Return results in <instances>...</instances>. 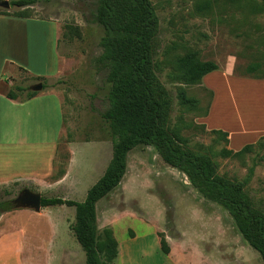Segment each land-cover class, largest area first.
<instances>
[{
	"label": "rangeland",
	"instance_id": "obj_1",
	"mask_svg": "<svg viewBox=\"0 0 264 264\" xmlns=\"http://www.w3.org/2000/svg\"><path fill=\"white\" fill-rule=\"evenodd\" d=\"M95 2L37 0L31 6L8 9L38 22L4 24L2 57L28 71H47L53 76L32 77L11 67L3 76L11 82L10 88L19 86L26 90L39 82L46 87L36 92L44 94L39 101L14 108L9 117H3L5 130L15 129L20 132L19 138L31 141L32 146L25 144L28 151L24 169H35L33 172L40 177L35 183L0 186V202H10L24 188L47 198L82 202L110 163L113 138L101 117L107 106L108 68L99 46L103 32L91 16ZM149 2L158 20L150 44L155 75L153 94L163 108L164 128L175 135V145L209 156L220 176L230 182H244L243 194L251 209L264 214V147L254 148L240 159L219 154L222 149L238 150L240 140L255 137L254 131L242 134L240 128L257 124L261 98L248 87L249 81H235L229 76L264 77V3L260 0ZM190 51L197 52L201 61L217 64L216 71L220 73L206 80L220 81L215 86L216 93L203 79L196 85L180 81L176 60ZM254 63L258 64L257 70L247 74L246 67ZM182 89L196 101L195 106L180 103ZM214 95V122L227 126L229 133H233L231 137L212 132L221 130L209 121ZM18 98L25 100V92ZM242 101H249V107L241 106ZM238 114L251 117L252 122L239 124ZM233 120L236 123H231ZM49 144L53 145L50 164L48 161L45 165L43 160V166H38ZM126 163L120 183L96 204L99 234L109 229L121 240L133 232L143 236L154 234L157 229L159 238H164L169 251H173L172 260L193 256L195 264H263L259 253L242 235L244 222L228 205L216 201L212 191L193 186L184 172L162 159L157 148L138 145L127 154ZM74 222L75 210L66 206L42 207L39 212L13 209L2 213L0 232L9 234L0 242V264H61L60 259L66 255L74 256V264H85L84 252L71 230ZM195 248L198 251L194 254Z\"/></svg>",
	"mask_w": 264,
	"mask_h": 264
},
{
	"label": "trees",
	"instance_id": "obj_2",
	"mask_svg": "<svg viewBox=\"0 0 264 264\" xmlns=\"http://www.w3.org/2000/svg\"><path fill=\"white\" fill-rule=\"evenodd\" d=\"M37 0H11L10 6L24 8ZM264 3V0H260ZM0 15L29 18L8 10ZM92 21L102 29L99 46L102 58L108 68L107 106L101 117L108 124L113 138L112 157L102 176L87 191L82 202L59 197L41 196V207L66 206L75 210V222L71 227L73 235L85 255V264H102L100 254L109 258V251L115 246L111 230L97 229L96 204L110 193L126 173L127 154L138 145L154 146L162 159L174 168L184 172L191 184L214 193L215 200L228 205L245 224L242 235L255 249L264 264V214L253 211L243 194V183L230 182L220 176L212 159L201 153H193L175 145L174 137L163 126V108L154 97L155 75L152 70L151 39L157 32L158 20L149 0H96L91 10ZM180 81L185 85L199 84L203 77L218 70L217 64L201 61L195 51H190L176 60ZM258 64L246 67V73L256 71ZM257 79H264L260 77ZM46 86L43 84V89ZM25 92V99L36 95L19 86L10 88L9 99H16ZM180 103L186 107L196 104L179 92ZM227 138L228 133L212 130ZM264 147V136L255 142L243 145L238 150L222 149L220 156L240 159L254 148ZM252 168L250 174H252ZM10 202H0V215L13 210ZM160 250L169 254V246L160 238Z\"/></svg>",
	"mask_w": 264,
	"mask_h": 264
},
{
	"label": "crops",
	"instance_id": "obj_3",
	"mask_svg": "<svg viewBox=\"0 0 264 264\" xmlns=\"http://www.w3.org/2000/svg\"><path fill=\"white\" fill-rule=\"evenodd\" d=\"M15 21L24 22L25 25H28V21H35L38 22V20H32L30 18H17L13 16H5L0 15V186H8L12 182H31L35 183V181L40 177L39 175H36L35 172L27 171L24 168V164L27 161V146H32L31 141L21 139L19 138V133L10 130H5V124L3 122V117H9V111L14 108H24L27 105H30L32 103H35L39 101L41 97L44 96V94H37L34 97L30 99L21 100L20 98L16 99H9L7 97V93L10 90V81H7V77H3L6 72L8 71V67L10 68H19L24 71H26L30 76L32 77H39L48 79L53 76L52 73H48L45 71L42 73L41 70L37 71L36 69L32 71H28L25 68L20 67L15 61H10V58L8 57H2L3 50H4V42H3V33H4V24L8 23H14ZM27 21V22H26ZM40 21V20H39ZM52 23V22H50ZM56 36H55V56H57V29L55 27ZM7 48L9 47V44L7 43ZM58 59V58H57ZM10 65V66H9ZM56 69V68H55ZM9 72V71H8ZM220 73L219 71H213L203 77L204 82L213 89L215 92V86L219 85L220 81L213 80L212 82H207L206 80L211 77H215ZM229 76V75H228ZM9 77V76H8ZM231 79L235 81H246L248 82V87H250L254 93H258L261 100H259V107L257 109V124L253 126H245L248 124V122H245V127L240 128L243 132L246 134L248 132H253L255 134L254 139L250 140H240L239 146H243L245 144H248V141L250 143L255 142L260 136H264V79H249L244 77H233L229 76ZM209 83V84H208ZM43 84V83H42ZM30 87V86H29ZM43 90V89H42ZM41 92V91H40ZM38 93V92H37ZM19 96V95H18ZM238 97V96H237ZM241 97V96H240ZM253 97V96H252ZM215 100V95L213 98V101L211 103L210 109H209V121L213 127L219 128L224 132H227L231 137L233 133H229V129L226 126V128L222 127L220 124L214 122V116L212 113V109L214 107L213 102ZM240 98H237V102H240ZM243 105L241 106H247L249 107V101H242ZM243 111H247V109H242ZM6 112V115L4 114ZM250 118V117H249ZM5 120V118H4ZM250 123V122H249ZM8 125V123H7ZM15 127L16 124H15ZM233 132V131H232ZM13 134V138L11 136ZM11 136V138L9 137ZM30 143V145H29ZM25 144H28L25 146ZM52 144H49L48 150L46 152V155L41 160L38 161V166H43L42 161H46L45 165H48V161L51 158V152H52ZM240 147V148H241ZM239 149V148H238ZM237 150V149H236ZM41 151V150H40ZM50 164V161H49ZM47 169V167H45ZM42 171V170H41ZM60 207V206H59ZM4 215V214H3ZM109 216H106L108 218ZM109 226H111L109 224ZM112 227V226H111ZM153 233V232H152ZM145 234L143 236H139L133 232V235H127V237L122 238L121 240H118L114 235L113 239L115 242V246L113 250L111 249L109 251V258L105 259L103 256V253L100 254L102 264H195V258L192 257H176L177 260L171 259L173 255V251H169L168 255H164L160 250V238L158 236V230H154V234ZM6 234L9 233H3L0 232V242L3 238H5ZM5 235V236H4ZM58 234L55 233L53 236H57ZM7 237V236H6ZM186 246V243H183ZM193 253L195 254L198 249H192ZM18 257L20 261L22 262L23 259H21L20 256V250L18 251ZM61 264H74V256L73 255H66V258L64 256L60 259ZM20 262V263H21Z\"/></svg>",
	"mask_w": 264,
	"mask_h": 264
},
{
	"label": "water",
	"instance_id": "obj_4",
	"mask_svg": "<svg viewBox=\"0 0 264 264\" xmlns=\"http://www.w3.org/2000/svg\"><path fill=\"white\" fill-rule=\"evenodd\" d=\"M0 8L8 10L10 8L9 2L6 0L0 1ZM28 89L31 92H40L43 89V84L39 82L31 85ZM41 198L40 193L24 188L11 200V203L14 209H29L34 212H39L42 208Z\"/></svg>",
	"mask_w": 264,
	"mask_h": 264
},
{
	"label": "bare ground",
	"instance_id": "obj_5",
	"mask_svg": "<svg viewBox=\"0 0 264 264\" xmlns=\"http://www.w3.org/2000/svg\"><path fill=\"white\" fill-rule=\"evenodd\" d=\"M238 119H236L237 120V122L239 123V124H241V125H245V122H252V121H250V120H252V118L250 119V118H245V117H242V115H237L236 116ZM254 118V117H253ZM255 120H253V121H256V118H254ZM231 123H236V121L235 120H233Z\"/></svg>",
	"mask_w": 264,
	"mask_h": 264
}]
</instances>
